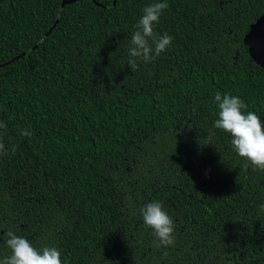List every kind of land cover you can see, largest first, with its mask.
I'll return each instance as SVG.
<instances>
[{
	"label": "trees",
	"instance_id": "1",
	"mask_svg": "<svg viewBox=\"0 0 264 264\" xmlns=\"http://www.w3.org/2000/svg\"><path fill=\"white\" fill-rule=\"evenodd\" d=\"M154 2L0 0V237L57 247L62 264H264V170L214 127L217 92L264 123L247 43L264 0H166L155 31L172 43L132 69ZM153 201L172 246L143 222Z\"/></svg>",
	"mask_w": 264,
	"mask_h": 264
},
{
	"label": "clouds",
	"instance_id": "2",
	"mask_svg": "<svg viewBox=\"0 0 264 264\" xmlns=\"http://www.w3.org/2000/svg\"><path fill=\"white\" fill-rule=\"evenodd\" d=\"M166 2H154L143 8V14L130 36L128 66L136 68V59L145 62L155 60L172 43L173 37L167 33L158 35L155 31L165 9ZM214 102L218 105V118L214 122L216 129L230 134L234 151L247 159L254 167L264 170V123L254 112L245 114L247 106L238 97L229 94H215ZM7 125L0 121V129L6 130ZM0 132V153H4ZM31 136L27 130L21 133ZM13 151L15 149L13 148ZM247 167V165H245ZM264 209V206H262ZM144 224L151 228L159 240L158 246L175 244V225L173 218L165 211L162 202L153 201L140 209ZM0 239L10 249V255L0 259V264H62L61 252L57 247L35 248L28 239L16 235L12 231L3 233Z\"/></svg>",
	"mask_w": 264,
	"mask_h": 264
},
{
	"label": "water",
	"instance_id": "3",
	"mask_svg": "<svg viewBox=\"0 0 264 264\" xmlns=\"http://www.w3.org/2000/svg\"><path fill=\"white\" fill-rule=\"evenodd\" d=\"M247 43L251 57L264 67V12L250 24Z\"/></svg>",
	"mask_w": 264,
	"mask_h": 264
}]
</instances>
